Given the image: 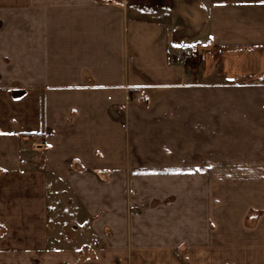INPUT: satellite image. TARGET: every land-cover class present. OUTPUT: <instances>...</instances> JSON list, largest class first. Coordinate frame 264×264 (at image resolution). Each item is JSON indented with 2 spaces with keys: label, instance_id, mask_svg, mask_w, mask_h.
Segmentation results:
<instances>
[{
  "label": "crops",
  "instance_id": "obj_1",
  "mask_svg": "<svg viewBox=\"0 0 264 264\" xmlns=\"http://www.w3.org/2000/svg\"><path fill=\"white\" fill-rule=\"evenodd\" d=\"M181 49L197 59L178 65ZM257 97L264 0H0V264L73 259L49 247L56 183L112 241L117 216L130 213L129 239L140 229L146 186L250 175ZM129 191L134 207L113 205Z\"/></svg>",
  "mask_w": 264,
  "mask_h": 264
},
{
  "label": "rangeland",
  "instance_id": "obj_2",
  "mask_svg": "<svg viewBox=\"0 0 264 264\" xmlns=\"http://www.w3.org/2000/svg\"><path fill=\"white\" fill-rule=\"evenodd\" d=\"M261 106L264 98L257 97V109ZM257 133V143L250 146V152L256 154V160L250 162V175H237L236 170L235 175L175 178L173 192L157 193L146 186L151 190L133 194L138 206L145 209L131 210V220L135 222L138 216L140 226L133 225L137 233L132 239L128 236L132 228L128 224L129 210L126 220L111 217L117 222L114 231L118 234L108 241L109 229L104 239L99 234L102 229L97 230L93 221L80 216L82 211L73 195L56 183L51 187V197L57 200H51L49 210V247L72 250L69 253H74L73 259L66 258L64 264H71V260H77L76 264H251V254L264 262V143L259 142L264 141V130ZM238 148L234 146L231 152ZM129 194H112L113 205L120 206L124 200L126 209L134 207L136 203L130 204L133 197ZM159 205L170 208L160 210ZM153 210L162 213L164 219L156 230L150 222ZM99 218L105 217L101 214L95 222ZM140 221L145 222L142 227Z\"/></svg>",
  "mask_w": 264,
  "mask_h": 264
},
{
  "label": "built area",
  "instance_id": "obj_3",
  "mask_svg": "<svg viewBox=\"0 0 264 264\" xmlns=\"http://www.w3.org/2000/svg\"><path fill=\"white\" fill-rule=\"evenodd\" d=\"M196 59L197 55L189 49H181L175 54L176 63L180 66H186L187 64L195 61Z\"/></svg>",
  "mask_w": 264,
  "mask_h": 264
}]
</instances>
